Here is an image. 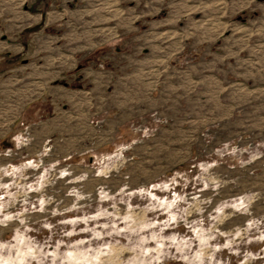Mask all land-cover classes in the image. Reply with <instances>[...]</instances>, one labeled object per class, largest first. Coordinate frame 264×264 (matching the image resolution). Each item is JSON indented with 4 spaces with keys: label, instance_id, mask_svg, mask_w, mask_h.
Returning <instances> with one entry per match:
<instances>
[{
    "label": "rangeland",
    "instance_id": "1",
    "mask_svg": "<svg viewBox=\"0 0 264 264\" xmlns=\"http://www.w3.org/2000/svg\"><path fill=\"white\" fill-rule=\"evenodd\" d=\"M120 1L32 96L0 37V264H264V0Z\"/></svg>",
    "mask_w": 264,
    "mask_h": 264
},
{
    "label": "crops",
    "instance_id": "2",
    "mask_svg": "<svg viewBox=\"0 0 264 264\" xmlns=\"http://www.w3.org/2000/svg\"><path fill=\"white\" fill-rule=\"evenodd\" d=\"M121 2L120 0H16L15 8L17 9L20 6L18 8L19 11L5 16L0 15V37H3V40H9V37H13V42L16 41L19 43L20 48L22 47V50L17 52L16 55L9 57L11 61H7V63L11 62L14 66L16 62L23 58L24 52H29V47L31 48V63L29 62V65H31V94H36L37 86L39 90L40 85L48 83L47 80L52 75L53 68L62 69L69 66L77 67L78 64L83 65L82 59L85 57L84 53L95 55V52H98L100 49L101 43L99 42L85 48L86 50L80 47L81 50H77L76 52H81V57H78V60L74 62H69V55L67 54L68 33H65V29L70 24H73L72 22H80L81 24L86 22L89 25L83 34L86 37H91L88 39V46L89 42L94 43V38L100 36L108 37L102 43L110 41L112 42V47L116 46L117 41L112 38L115 36L116 26L117 24L120 26V24L125 23V18H121L116 23L117 12L119 10L122 12L121 8H119L122 7ZM123 2L127 3L128 0H123ZM53 6L54 8L56 7L54 11H52ZM122 8L126 10L131 9V7ZM71 10L76 11L73 12ZM143 16H147V13L141 11L140 17ZM130 31L137 32L138 29L129 27V29L125 30L126 33ZM125 32H121V36ZM26 37L31 38L30 45L24 42ZM119 43L122 44V47L128 45V50L131 52L133 46L130 42H127L125 39H119ZM9 46H12V44ZM3 48L5 47L3 46ZM120 50L118 49V51ZM196 50H194L195 53ZM79 55H75L74 57L77 58ZM25 63L26 61L23 60L22 64ZM88 64L90 66L85 67L84 70L79 72L80 81L91 77L90 79H94L93 82H97L96 79H99L100 73L97 70H93L92 66L94 65L100 64L101 68L107 70L108 72L104 73L110 74L108 77L111 80H113L112 75L115 74L116 67H120V62L117 63L115 61H91ZM14 70L18 71V68H14ZM1 72L0 77L2 76ZM59 73L63 74L60 76L61 79L67 76L66 71ZM101 81L102 79L99 80V83ZM107 84L109 85V83ZM63 86L66 87L67 83H63Z\"/></svg>",
    "mask_w": 264,
    "mask_h": 264
},
{
    "label": "flooded vegetation",
    "instance_id": "3",
    "mask_svg": "<svg viewBox=\"0 0 264 264\" xmlns=\"http://www.w3.org/2000/svg\"><path fill=\"white\" fill-rule=\"evenodd\" d=\"M55 9H56V7L54 8V6H53V7H52V11H54ZM82 67H83L82 64H78L77 67H76V69H77V70H80ZM77 72H78V71H77Z\"/></svg>",
    "mask_w": 264,
    "mask_h": 264
},
{
    "label": "built area",
    "instance_id": "4",
    "mask_svg": "<svg viewBox=\"0 0 264 264\" xmlns=\"http://www.w3.org/2000/svg\"><path fill=\"white\" fill-rule=\"evenodd\" d=\"M33 94H31V96H32Z\"/></svg>",
    "mask_w": 264,
    "mask_h": 264
},
{
    "label": "trees",
    "instance_id": "5",
    "mask_svg": "<svg viewBox=\"0 0 264 264\" xmlns=\"http://www.w3.org/2000/svg\"><path fill=\"white\" fill-rule=\"evenodd\" d=\"M76 71H78V70L76 69Z\"/></svg>",
    "mask_w": 264,
    "mask_h": 264
}]
</instances>
